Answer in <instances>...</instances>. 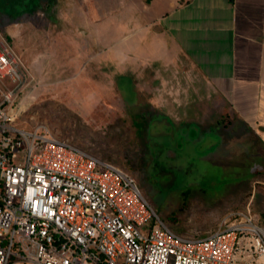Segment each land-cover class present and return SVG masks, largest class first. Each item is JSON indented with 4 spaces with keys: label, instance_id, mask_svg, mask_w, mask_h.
Returning <instances> with one entry per match:
<instances>
[{
    "label": "rangeland",
    "instance_id": "1",
    "mask_svg": "<svg viewBox=\"0 0 264 264\" xmlns=\"http://www.w3.org/2000/svg\"><path fill=\"white\" fill-rule=\"evenodd\" d=\"M144 1L42 0L32 13H0V32L25 66L19 84L1 87L14 90V124H45L122 169L182 237H205L241 213L264 230V149L221 146L228 133L220 139V126L215 131L219 116L190 126L195 117L176 108L188 79H158L163 71L154 66L133 73L124 64V34L145 22ZM73 59L77 67L68 65ZM158 98L169 103L170 115Z\"/></svg>",
    "mask_w": 264,
    "mask_h": 264
},
{
    "label": "built area",
    "instance_id": "2",
    "mask_svg": "<svg viewBox=\"0 0 264 264\" xmlns=\"http://www.w3.org/2000/svg\"><path fill=\"white\" fill-rule=\"evenodd\" d=\"M25 66L0 32V264H264V230L241 213L202 238L169 229L134 179L57 137L14 124Z\"/></svg>",
    "mask_w": 264,
    "mask_h": 264
},
{
    "label": "crops",
    "instance_id": "3",
    "mask_svg": "<svg viewBox=\"0 0 264 264\" xmlns=\"http://www.w3.org/2000/svg\"><path fill=\"white\" fill-rule=\"evenodd\" d=\"M143 6L145 22L124 34V64L133 73L139 65L141 72L154 66L163 71L158 79H188L189 92L176 108L195 117L190 126L219 116L215 131L220 126V139L228 133L221 146L248 142L245 147L264 149V0H150ZM117 51H111L114 62ZM75 60L68 65L77 67ZM157 105L170 115L169 103L158 98Z\"/></svg>",
    "mask_w": 264,
    "mask_h": 264
},
{
    "label": "trees",
    "instance_id": "4",
    "mask_svg": "<svg viewBox=\"0 0 264 264\" xmlns=\"http://www.w3.org/2000/svg\"><path fill=\"white\" fill-rule=\"evenodd\" d=\"M144 2L148 4L150 0H145ZM41 4L42 0H0V13L9 16L18 15L21 12L32 13Z\"/></svg>",
    "mask_w": 264,
    "mask_h": 264
}]
</instances>
